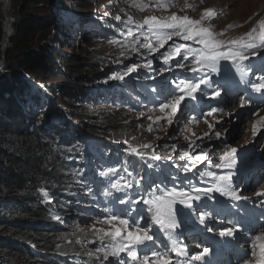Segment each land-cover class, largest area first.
Segmentation results:
<instances>
[{
  "label": "trees",
  "instance_id": "16d2710c",
  "mask_svg": "<svg viewBox=\"0 0 264 264\" xmlns=\"http://www.w3.org/2000/svg\"><path fill=\"white\" fill-rule=\"evenodd\" d=\"M81 1L65 6L61 0H12L13 46L0 68V264H97L88 241L69 220L80 213L79 202L89 198V191L106 181L124 185L148 165L93 143L67 122L90 124L96 135L129 136L119 117L133 111L135 99L142 97L123 100L118 94L116 104L105 95L98 98L89 88L90 74L99 73L101 81L102 66L65 59L66 49L84 44L81 21L73 14ZM2 7L0 0V60ZM106 30L101 34L109 37L105 42L117 46V34Z\"/></svg>",
  "mask_w": 264,
  "mask_h": 264
},
{
  "label": "snow or ice",
  "instance_id": "6c2138e0",
  "mask_svg": "<svg viewBox=\"0 0 264 264\" xmlns=\"http://www.w3.org/2000/svg\"><path fill=\"white\" fill-rule=\"evenodd\" d=\"M111 3L112 0H109ZM178 0H155L154 3L149 0L145 3L144 0H131V7L144 11L150 7L156 9L168 10ZM203 2V0H201ZM185 9H193V4L185 2ZM109 13H105L108 15ZM216 13L213 10L206 9L199 20L190 18L187 15L180 16L173 13L167 17H158L151 15L146 17L143 22H137L129 15L127 17V25H135L140 29L139 33L134 32L132 27H128L126 38H132L131 49L133 52H139L140 49H146L150 54L159 52L164 49L169 41L173 43L162 53L164 64L169 65L175 61L178 68H188L194 74L199 73L198 78H185L174 81V88L170 89L168 96L165 97L159 104V111L163 114L156 117L152 124L148 125L147 131H153V125L159 126L160 121H164L168 125H172L179 110V106L186 98L191 100L197 99V93L201 96L208 95L207 88H211L212 84L216 87L212 90L209 98L221 97L222 92L227 94V84L212 80V74L221 75L222 69L220 62L227 61L232 64L246 61L249 55L246 50H252V56L260 54V49H264V19L258 22V27H253L249 32L234 39H221L224 36L223 32L217 33L213 28L204 25V21L215 18ZM116 20H121V16L116 15ZM229 28L232 25L228 26ZM174 38H179L182 43H175ZM190 42V43H188ZM113 43H120L113 41ZM139 45V47H137ZM195 45V46H194ZM127 47V43L124 45ZM123 55V53H121ZM119 62V61H117ZM185 62H188L187 64ZM152 60H148L143 67L151 69ZM140 65H132L126 68V71L120 74H115L111 78L123 80L128 74L137 71ZM226 79V74L224 76ZM201 85H205V89H201ZM252 87L261 91L264 90V82L253 84ZM244 105L242 104L241 107ZM187 107V105H185ZM167 110V111H166ZM217 111H223L222 108L213 107L207 114L211 116ZM152 120V117H148ZM219 123V121H217ZM264 123V118L254 125V133L258 131V125ZM209 129H215V124L209 123ZM220 131L205 133L204 135L211 139L214 135L217 139L221 137ZM133 139H135L133 137ZM198 139H203L199 137ZM127 144L128 141H125ZM195 145V141H191ZM175 149V145L171 146ZM144 149H140L129 145L128 151L139 156L143 160H159L161 157L155 153V148L152 144H144ZM151 149L152 151H147ZM237 149L226 146L223 154L219 156L218 161L214 162L208 152L201 150L195 156L190 151H183L179 155V159L188 158V163L184 165L185 169L195 168L197 163L207 161L204 170H198L196 176L200 182H210L209 187H200L188 181L186 187L173 186L163 189L159 185H154L149 188L145 194H137L138 198L134 200L120 199L121 204H126L127 207L120 213L105 216L97 223L109 225L110 228H97L96 223L91 225V229L95 235L101 240L105 237L111 238V247H106L103 252V260L107 261L110 257L115 258L116 264H124L121 259V254H126L132 261L137 264H185L184 261L174 259L170 252H175L176 256L186 254V248L177 247V239L174 233L181 227V221L177 219V205L182 208H187L190 211H195L193 203L196 202L197 208H207V201L212 200L213 193L227 197L233 201L247 199L242 197L240 192L233 186L232 177L236 174L235 167L237 165ZM212 169H220L218 173ZM100 175L107 176L108 172H101ZM143 177L136 180V185L139 187ZM113 187L118 190L121 185L116 184ZM124 188H132L131 181L123 185ZM157 192L159 194L157 195ZM45 195H47L45 193ZM258 195H264L260 193ZM143 203L148 207L146 209H137L136 205ZM203 202V203H201ZM133 213H135L133 215ZM211 213L201 211L199 213L200 223L203 224ZM60 219V217H55ZM155 229V230H154ZM83 231V229H82ZM207 231L212 232V228H207ZM239 231L236 227L222 228L218 235L220 237H234ZM157 232L164 233L172 242V248L168 251L158 250L157 241L160 237ZM80 243V241H77ZM95 243V241H93ZM168 248V245L164 246ZM143 250V255L140 254ZM212 250L209 247H204L203 250L194 256L190 257L187 264H191L192 260H203L204 257L210 254ZM251 256L255 257L254 264H264V234L256 235L252 244ZM243 264H253L251 259L245 260Z\"/></svg>",
  "mask_w": 264,
  "mask_h": 264
},
{
  "label": "rangeland",
  "instance_id": "374dc122",
  "mask_svg": "<svg viewBox=\"0 0 264 264\" xmlns=\"http://www.w3.org/2000/svg\"><path fill=\"white\" fill-rule=\"evenodd\" d=\"M212 1V2H211ZM62 5L69 6V0H61ZM214 2V3H213ZM218 2V3H217ZM249 2H252V7L250 5L249 9H252L253 11L246 13L247 15L244 18H239L240 14H236L237 17L231 15L232 11L238 10V5L240 4V0L235 6H230L228 4V1L225 3L219 2V0H210L209 5L211 7L217 8V12H215L216 19L215 22H220L222 24H229V23H235L236 25H233L231 29H237L235 30L236 35H241L249 30L248 28H242L245 27L247 22L250 21V19L254 18L251 16L258 15V18L256 21L261 18L264 19V3L262 0H251ZM221 3V4H220ZM131 0H112L110 3L109 0H90L89 4L88 2H81L80 8H78V11L76 13H81L80 16L85 17L86 23H84V31L87 32L88 35H94V39L92 41L84 46L81 47H75V48H69L64 51L65 59L69 60L70 62H73L74 64H78L80 61H101L103 65H105L106 73L108 76L106 77V80H102L100 84L102 85H119L115 79H112L111 77L115 74L123 73L126 70L119 69L118 63L115 61L114 52L118 50V47H110V48H103L102 42L99 40L101 39V34L103 33L102 29H98L97 23H101L103 27H114L117 28L118 22H124L126 29L128 27H132L134 25H127V17L131 15L135 21H139V17L136 13V10H133L131 6ZM215 4V5H214ZM217 4V5H216ZM257 5L256 7L254 6ZM73 5V4H72ZM127 9H124L127 7ZM209 8V7H207ZM263 8V9H262ZM227 11V12H225ZM256 11V12H255ZM261 11V12H260ZM83 12V13H82ZM46 13V12H44ZM61 10L58 8L57 16H61ZM105 13H109L108 15H105ZM253 14V15H252ZM119 15L121 16V20H116L115 16ZM231 15V16H230ZM251 15V16H250ZM236 18V19H235ZM103 20V21H102ZM106 20V22H104ZM237 20V21H236ZM239 20V21H238ZM241 20V21H240ZM97 22V23H96ZM241 22V23H240ZM205 26H211L212 28L217 29V25H212L211 22H204ZM244 25V26H243ZM224 29V28H223ZM134 31V30H133ZM224 32H227L226 30ZM229 33V32H228ZM232 34V32L230 33ZM97 36V37H96ZM109 38V37H104ZM114 38V36H113ZM175 41V38H174ZM173 43V41H169L167 45H165L164 49H160L161 52H164L166 49L169 48V46ZM175 43H182V42H175ZM189 43V42H188ZM12 46L8 44V48L10 49ZM247 54L249 56H252V50H246ZM255 62H257L255 65H257L260 69L258 72L254 74V77L258 75V78L255 79V81H258L259 78L264 77V49H260V54L257 56H254ZM102 58V59H98ZM147 63V62H146ZM145 63V64H146ZM67 66V64H64ZM222 74L227 73L230 77L234 79H239L242 81H247L246 77L239 73L235 68L239 67L238 64H232L229 65L226 63V61L220 62ZM244 66L248 67L249 64H244ZM251 68L254 69V65H251ZM148 71H154L155 69L151 67V69L147 68ZM256 71V70H254ZM142 70L140 71V74H128L124 77L123 80H125L129 86H135L140 80H142L140 76H142ZM173 72L169 73L172 74ZM214 78V75L212 74V79ZM149 80V79H147ZM143 81L144 83L140 85V89H144V93L149 92V88L147 86L150 84V82L155 83L154 81ZM249 83L254 84L252 81H248ZM140 84V82H139ZM138 84V85H139ZM146 93V94H147ZM259 97H263L264 94L261 92H257ZM222 96V95H221ZM147 105L145 108H143L144 113H147L149 111V107L153 105ZM156 107H159V104H155ZM250 108V105L244 104L243 107L239 106L237 103L232 104L231 108L223 110L220 112V114L216 117V121H219V129L222 131V135H226L227 137L223 140L221 139L216 145L212 146V149L210 151V158L216 162L218 161V158L220 155L223 154V151L225 150L226 146H230L231 148L237 149V165L235 167V175L232 177V183L233 186L240 192V195L242 197H246L247 199H242L240 201H233L228 199L227 197H224L220 195L219 193H213V199L207 201L208 207L207 208H197L196 202H194V209L195 211H188V215H183L178 213L177 219L181 221V227L175 231L174 234H182L185 227L189 225V223L193 222L197 223L199 220V213L201 211L211 213L215 201L216 200H225L226 201V208L230 211V216L227 218H223L222 223L228 224L226 227H236L239 229L234 235V237H220L218 235V232L222 228H218V226L214 225V219L213 218H206L203 228L204 230H201L200 226L198 230L203 231L205 233L204 235L207 236L210 243L213 245V254L219 257V264H243L245 260L251 259L255 261V257L251 256L252 252V244L254 243V237L256 235L264 234V195L258 199H252L251 196L256 189H262L264 188V185L261 187L262 183H264V178H259L258 183H253L251 181H239L237 179V176H243L244 170H250V171H256L258 172L255 174L258 176L264 169V123H261L258 125V131H255L254 129L252 132V137L250 140H248L249 135V128L248 125L251 121H254L257 125V122L260 121L262 118L261 116L264 114V104L259 107V109L256 112L257 117L254 118L253 111L247 112ZM128 114L124 116H120L119 118L123 122H127L130 118L134 116V114H130L128 111H125ZM133 123V122H132ZM225 123V124H224ZM75 125V124H74ZM134 125V124H133ZM130 133V137H134L135 135H139L138 133H135L132 129H129L127 131ZM128 145V143H127ZM189 149V146L186 145L185 147L179 148L177 150V153L173 156V159H171L172 152L167 150V153H165L164 156L160 155V150L156 149L155 153L158 154L161 158L159 160H151L152 162L157 163L156 168V176L159 178L163 173V167L166 164H174L177 159H179V155L183 151H190L192 152V155L194 156L196 152H198V147L193 146ZM148 151V150H147ZM194 151V152H193ZM139 157V156H138ZM140 158V157H139ZM141 159V158H140ZM143 160V159H141ZM150 160V159H149ZM181 160V159H180ZM182 169L185 170L184 172H193V174L198 170H203L207 164V161H205L202 165H199L197 163L195 168H189L185 169L184 165L188 163V159L181 162ZM218 173L221 172L220 169H212ZM254 175V176H255ZM191 176V174H189ZM193 176V175H192ZM168 181V187L174 185L175 183H172L173 181L170 180H163V182ZM193 184L200 186V187H206L205 185L199 183V181L192 182ZM188 184L182 185V187H186ZM211 186L210 182L208 184V187ZM171 188V187H169ZM203 203V202H201ZM148 207V206H147ZM178 211L181 210V206L177 205ZM187 210V208H184ZM210 222L214 227L213 232H209L206 229V224ZM196 225V224H195ZM155 230V229H154ZM208 232V233H207ZM158 235L162 237H166V235L162 232H157ZM207 234V235H206ZM201 239L203 237L201 236ZM199 242V241H196ZM201 246H196L193 248V250L190 253L183 254V261L185 264L189 261L190 257L194 256L195 254L201 252L203 249ZM230 251V252H229ZM208 255H206L202 261L206 264ZM228 257V259H226ZM191 264H196L195 260L191 261Z\"/></svg>",
  "mask_w": 264,
  "mask_h": 264
},
{
  "label": "clouds",
  "instance_id": "9594fccd",
  "mask_svg": "<svg viewBox=\"0 0 264 264\" xmlns=\"http://www.w3.org/2000/svg\"><path fill=\"white\" fill-rule=\"evenodd\" d=\"M1 1H2L3 7H4V5H5L4 0H1ZM86 1L89 4L90 0H83L81 2H86ZM11 5H12V0H10V17H11L12 29H11V34H10L9 45L13 46L10 41H11L13 34H14L15 18L11 12ZM3 7H2V13H3ZM73 14H74V16L79 17V19L82 21L81 27H82V32H83V35L85 38L84 44L82 46H84V45L88 44L89 41L91 42L92 39H94L95 37H94V35H91V34L88 35L87 32L84 31V25L83 24L86 23V19H84L85 17L80 16L81 13H76L75 9L73 10ZM5 16H6V9H5V13H3L4 22H5ZM96 25H97L98 29H103V26L101 25V23H97ZM133 27H134L133 28L134 32H138L140 30V29L136 28L135 25ZM106 29H107L106 30V32H107L110 29V27H106ZM3 38H4V35H3ZM131 39L132 38H130V41H131ZM99 41L104 43V44H102L103 47L107 46L106 42L104 41L103 35L101 36V39ZM107 43H109V42H107ZM75 47H81V46H75ZM137 47H139V45H137ZM3 49H4V46H3V40H2V50ZM6 49L8 51L10 50L9 48H6ZM8 51H7V53H8ZM140 52H141V49L139 52H133L131 49V43H130L128 48L124 51L123 55H121V53H119V52H114L115 61L126 63V66L123 67V70H126L127 67H130L132 65H139L141 60H145V61L147 60L146 57L142 58L143 56L142 57L140 56V54H139ZM6 54H4V53L2 54V58L0 60V68H1V65H2L4 59H5ZM119 62H117V63H119ZM90 63H97L100 66H102L101 71L103 70L102 74H104V76L101 78V81L106 80L105 76H108V75H107L105 70L107 67L105 65H103L100 60L99 61L91 60ZM0 71L3 72V70H0ZM140 71H141V69L139 67L137 69V71L132 72L131 75L132 74H140ZM90 78L93 80L92 85H90V87H89L91 89V91L96 93L98 98L101 97L102 95H105L108 99L107 101L114 103V104H116V103L114 102L113 96H117L118 94H121L123 100H126V99L131 100L132 98H136L137 95H140V92H141L138 84L135 86H129V84L125 80L115 79L117 81V83H119V85L120 84L123 85V87H122L123 89H122L119 85H111V83H109V85L100 84L101 81L99 79V73H97L96 75L90 74ZM63 84H68V82H65V83H62L59 85H63ZM39 86L41 88L45 89V84H40ZM72 87L76 88L78 86L73 85ZM145 97L148 99L143 98V96L141 98L135 99L136 100L135 108H137V109H134L133 111H128L130 114H134V116L132 118H130L127 122H125L126 129H132L134 132V135H135L137 130L141 131L142 133L146 132L145 135L138 133L139 135H137V136L135 135V139H133V137H130L131 135L125 136V137L124 136L123 137H115L113 135L111 137H106V136H102V135H96L95 132L90 131L91 127H92V125H90V124L87 126V128L86 127H78L79 123L76 121L71 122L70 124H71V126H73L78 131H81V132L83 131L87 137L93 139L94 140L93 143H98V144H102V145L107 146V143H105V142H109V140L114 139L115 144H116L115 149H118L119 151H125L127 153L130 152V151H128L129 145L136 147V148L141 150V149H143L142 146L144 144H149V143L153 145L155 150L156 149L160 150V147L158 146V143H157L154 135L153 136L147 135V132H148L147 128H148L149 124L153 123V120H155L156 117L163 115L159 111V107H156L155 104H159V100L162 101V98H165L166 96L161 95L159 93H154V94L147 93V94H145ZM150 99H152V100H150ZM146 103L148 105L150 104L153 106L149 107V111L147 113H144L143 108H145L147 106V105H145ZM182 113L183 112L181 111L180 115H182ZM186 114H187V112L185 111L183 116L181 117V121H178L177 124H173L168 129L165 130V132H166V144L164 146V149L166 151L169 150L170 148H172L171 147L172 145H178V143H179V140H178L179 132H180L181 128L185 127L183 125H187V122H188V120L185 118ZM148 117H152V120H149ZM159 125H167V124L164 121H160ZM129 126H131V127H129ZM153 126L156 127L157 125L154 124ZM88 132H91V133H88ZM125 141H128V145L125 143ZM107 147L110 148L109 146H107ZM148 151L151 152L152 150L148 149ZM121 199H124V196L121 197ZM119 200L120 199L117 198L115 201H119ZM116 213L117 212L102 211V214L107 215V216L112 215V214H116ZM69 222L72 224H75L79 228V230L82 232V235L84 236V239H86L88 241V243L85 246L88 247L92 252H95L101 246H106L107 237H105L102 241L100 238H98L97 235H95L93 233V231L91 229V225L93 224V222H91V223L84 222L83 224H78V223H76V220L74 218L70 219ZM82 229H83V231H82ZM93 241H95V243H93ZM98 261H99L98 264H100L102 262H103V264H113L110 261V258L107 261H105V260H103V261L98 260Z\"/></svg>",
  "mask_w": 264,
  "mask_h": 264
},
{
  "label": "bare ground",
  "instance_id": "6f19581e",
  "mask_svg": "<svg viewBox=\"0 0 264 264\" xmlns=\"http://www.w3.org/2000/svg\"><path fill=\"white\" fill-rule=\"evenodd\" d=\"M8 1V2H7ZM209 1L210 0H203V2H201V0H184V2H183V0H178V2H176L170 9H168V10H162V9H156V8H154V7H150V8H148V9H146V10H144V11H142L141 13L144 15V16H146V17H148V16H151V15H156V16H158V17H167V16H170V15H172L173 13H176V14H179L180 16H184V15H187V16H189L190 18H192V19H195V20H199L200 18H201V16H202V14H203V12L206 10V9H210V10H213L214 12H217V8H215V7H211V5H209ZM214 1V0H213ZM225 1V3L228 1V4L230 5V6H235V5H237V3L239 2V0H219V2H222V4H223V2ZM249 1H251V0H240V4L238 5V10L237 11H232V14L231 15H233V16H235V17H237L236 16V14H240V16H239V18H244L245 16H241V14L242 15H247L246 13H248L249 14V12H251V11H253L252 9H249L250 8V5H251V7H252V2H249ZM144 2L145 3H148L149 2V0H144ZM152 3H154L153 1H151ZM185 2L186 3H188V4H193L194 5V8L193 9H185L184 8V4H185ZM212 2V1H211ZM262 2L264 3V0H262ZM4 3L6 4V16H5V22H4V38H3V46H4V48L6 49V48H8V44H9V40H10V34H11V29H12V23H11V17H10V0H4ZM214 3V2H213ZM218 3V2H217ZM221 4V3H220ZM227 4V3H226ZM215 5V4H214ZM217 5V4H216ZM254 6L256 7L257 5H255L254 4ZM207 7H209V8H207ZM128 8V6L127 7H125L124 9H127ZM263 9V8H262ZM225 12H227V11H225ZM256 12V11H255ZM261 12V11H260ZM230 15V16H231ZM253 15V14H252ZM251 16V15H250ZM251 17H254V18H252V19H250V21H248L247 22V24H246V26L245 27H242V28H248V27H250L249 28V30L247 31V32H249L253 27H258V22L261 20V18H259L257 21H256V19L258 18V15H255V16H251ZM217 17H215V18H211V19H208V20H205L204 22H211L212 23V25H217L218 26V28L217 29H215V28H213V30L215 31V32H217V33H220V32H223L225 35L224 36H222L225 40L226 39H234V38H238L239 36H241V35H244V34H246L247 32H245V33H243V34H241V35H236L235 34V30H238L239 28H237V29H231V28H229L228 26L229 25H236L235 23H227V24H222L221 22H220V20H219V22H215L214 20L216 19ZM236 19V18H235ZM103 21V20H102ZM237 21V20H236ZM239 21V20H238ZM241 21V20H240ZM104 22H106V20L104 21ZM97 23V22H96ZM241 23V22H240ZM244 26V25H243ZM224 28V29H223ZM233 28V27H232ZM227 31V32H224V31ZM140 31V30H139ZM139 31L137 32V33H139ZM229 32V33H228ZM232 32V34H230ZM110 33H112V32H110ZM110 47H113L114 48V46H111V45H107L106 46V48H110ZM251 58V56H249V59L248 60H246V61H242V62H237V64H238V68L242 71V72H244V73H246V74H248V78L249 79H252L253 78V74H254V72H249V68L248 67H246V66H244V64H250V63H252V59H250ZM226 63L227 64H229V65H232V63L231 62H227L226 61ZM258 69H256V71H257ZM186 78V75H185V73H184V70H180V71H178V72H176L175 73V78L173 79V81L172 82H174V81H178V80H180V79H185ZM146 81V80H140V78H139V82H140V85H142L144 82ZM139 82H138V84H139ZM259 82H264V78H261L260 80H259ZM258 82V83H259ZM140 85H138V86H140ZM154 85V83L153 82H150V84H149V89L148 90H151L152 89V86ZM92 92V91H91ZM153 92V91H152ZM149 93V92H148ZM105 100H108V99H105ZM115 101V100H114ZM135 109H137V108H135ZM247 112H249V111H247ZM262 118H264V114L261 116ZM260 121H261V119H260ZM67 122H69V123H71V122H74V120H72V119H70V120H67ZM225 124V123H224ZM254 125H256L255 124V122L254 121H251L250 122V124L248 125V128H249V132H248V135H249V139L248 140H250L251 139V137H252V132H253V129H254ZM170 127V125H159V126H156V127H154L153 126V131L152 132H147V135L149 136H153L154 135V137H155V139H156V141H157V143H158V146L160 147V155H162V156H164L165 155V153H167V151L164 149V146H165V144H166V132H165V130L166 129H168ZM136 133H142L141 131H139V130H137L136 131ZM143 133H146V132H143ZM197 133H199V131L197 132ZM109 143L112 145V146H115L116 144H115V140L114 139H112V140H109ZM124 145V144H123ZM263 148H264V145H263ZM170 151V150H169ZM171 159H173V155L171 156ZM172 170H174V166L172 165L171 167H169V168H166V173L167 172H170V171H172ZM140 177H143V175L141 174L140 176H139V178ZM128 178H130V177H128ZM144 179H143V181H154V179L153 178H148L147 176L146 177H143ZM259 178H264V169H263V171L259 174ZM131 179H133V178H131ZM121 185V187H123V185L122 184H120ZM125 185V184H124ZM264 185V183L261 185V187ZM160 186V188L162 187V184L161 185H159ZM151 187H153V186H150V187H148V185H146V184H144V185H139V187L136 185L135 187L133 186L132 188H126V189H131V191H130V195L128 196V200L130 201V200H134V199H137L138 197H137V193H136V189H139V190H143L144 192H147L148 191V189L149 188H151ZM117 188H115V187H113V182H108V181H106L105 183H103L102 184V187H100V188H97L95 191H94V194H93V196H98V197H103V196H105V195H107V193L110 191V190H116ZM256 191V190H255ZM75 192H77V190L76 191H74L73 193H72V196L71 197H75L76 196V194H75ZM260 192H264V188L260 191ZM95 196V197H96ZM63 206V205H62ZM92 211H94V210H85V209H83V210H81L80 211V213L77 215V217H79V216H82V215H89ZM78 230V229H77ZM75 231H76V229L75 230H72V232L70 233L71 235H74L75 234ZM201 236L204 238V239H207V236H205V235H203V234H201ZM188 237H184V239L183 240H186ZM181 241V240H180ZM185 243V242H184ZM159 245V244H158ZM181 247H183V246H181ZM160 249V248H159ZM83 255H85V254H83ZM82 259H83V257H82ZM79 263L80 264H83V262H81V260H79Z\"/></svg>",
  "mask_w": 264,
  "mask_h": 264
},
{
  "label": "water",
  "instance_id": "95a60500",
  "mask_svg": "<svg viewBox=\"0 0 264 264\" xmlns=\"http://www.w3.org/2000/svg\"><path fill=\"white\" fill-rule=\"evenodd\" d=\"M7 2H8V1H7ZM5 9H6V4H5L4 7H3V13H5ZM7 51H8L7 49H5V48L3 49V53H4V54H6Z\"/></svg>",
  "mask_w": 264,
  "mask_h": 264
}]
</instances>
